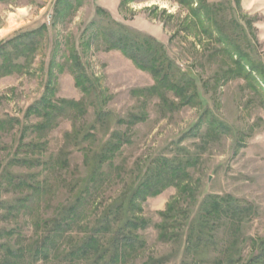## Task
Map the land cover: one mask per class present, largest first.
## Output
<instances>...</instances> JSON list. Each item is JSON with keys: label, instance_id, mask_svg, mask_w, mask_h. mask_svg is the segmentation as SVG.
I'll return each mask as SVG.
<instances>
[{"label": "rangeland", "instance_id": "rangeland-1", "mask_svg": "<svg viewBox=\"0 0 264 264\" xmlns=\"http://www.w3.org/2000/svg\"><path fill=\"white\" fill-rule=\"evenodd\" d=\"M205 1L214 9L211 24H219L212 31L179 0H0V45L22 66L6 74L0 58V260L99 264L72 252L93 235L95 247L109 248L104 264L126 223L138 241L123 247L118 264L248 263L264 240V81L247 63L264 69V0ZM116 22L164 45L168 58L195 76L203 103L150 90L154 75L104 41ZM19 46L27 47L17 56ZM80 63L83 85L97 84L89 93L72 72ZM42 97L59 108L48 124L33 112ZM100 111L109 116L99 119ZM214 117L229 129H214ZM114 132L129 143L100 166L106 142L118 139ZM164 158L187 163L180 186L136 196L129 208V196ZM209 195L232 196L249 212L234 227L215 229L209 250L192 252L190 225ZM102 218L108 226L95 232ZM64 220L57 239L56 223ZM49 236L57 240L35 251ZM8 247L21 251L7 254Z\"/></svg>", "mask_w": 264, "mask_h": 264}, {"label": "trees", "instance_id": "trees-1", "mask_svg": "<svg viewBox=\"0 0 264 264\" xmlns=\"http://www.w3.org/2000/svg\"><path fill=\"white\" fill-rule=\"evenodd\" d=\"M182 5H188L190 6V12L194 19H198L199 23L203 24L205 20L209 21V26L207 27V30L212 31L213 28H215V25H219L218 21L214 22L213 25L211 24L213 21L212 18V4L207 3L205 0H199L197 2L196 0H179ZM205 2V4H204ZM197 4V6H193L192 4ZM70 6V5H69ZM68 6V7H69ZM217 7V5H216ZM212 8V9H211ZM69 9V8H68ZM104 11V10H103ZM212 25V26H211ZM117 27H111L104 30V35L102 36L104 38V41L108 45V48L120 50L122 51L128 58H130L137 67L150 71L154 75L155 79V85L150 88V90L159 92L160 89L163 88V94L166 91H171L176 96H183L181 97V101L183 103H203V101L199 98V94L197 92V82L196 78L193 75H188L186 72H183L181 68L177 67L171 59L168 58L165 46L161 45L159 42L155 41V39L152 36L143 34L142 32L130 28L129 26L119 24L116 22ZM219 29V28H217ZM31 40V45H35L36 40L34 38L35 33L28 34ZM33 46L31 47V51L34 49ZM229 46V48L234 49L236 47L235 44L233 45H226ZM27 47V46H26ZM25 47V48H26ZM25 48L17 47L16 50H14L15 55H21L24 53ZM9 51H7L6 46L0 45V58L4 57L1 69H7L9 67V72L6 74L11 73L10 67L17 68V70L21 69V65L15 64V61H12L10 55H7ZM5 54V55H4ZM246 56V55H245ZM241 58H245L243 55H240ZM12 63V66L9 64ZM14 63V64H13ZM248 66L252 67L255 70L260 71L261 77L264 81V69L259 68L258 65L254 61H247ZM8 66V67H7ZM78 70H72L77 86L81 87L86 93L90 92V89L92 90L97 89V84L94 81L87 82L89 86L83 85V74L84 72L80 70L82 68L81 63L78 64ZM3 74H0V76ZM192 85V86H191ZM191 86V87H189ZM188 88H193V91L188 94H184L188 91ZM185 91V92H184ZM100 95V93H99ZM71 102V103H70ZM63 103H69L73 104L74 106H77L76 103L72 101H64ZM174 103V102H172ZM57 105L50 97H42V99L36 104V107L33 108V112L42 115L43 118L47 119L48 121H53L54 117H56L55 110H59V108L56 107ZM207 113V112H206ZM107 112H99V119L102 120V118H107L109 114L107 115ZM106 115V117H105ZM1 124V123H0ZM211 126L214 129L219 130H227L229 129V125L225 122L220 121L216 117H214L210 121ZM38 125V124H37ZM42 125V124H41ZM40 125V127H41ZM48 127V126H47ZM44 126L41 127V129L47 128ZM119 132H114V136H117L118 139L114 140L111 139L108 142H106L105 147L110 150H105L104 153H101L102 155L100 157V166L104 165L105 162H108L109 160H112V155L116 154V152L120 149L119 146L129 143V139L124 138L125 134H122V137ZM122 140V141H121ZM117 141V142H116ZM109 151L111 154H109ZM99 167V166H98ZM98 167H95V170H97ZM187 163H183L180 159L176 158H169L163 159V163H159V165L155 166L154 173L152 174V180L150 178H146L142 184L139 186V188L128 198V204L129 208L133 206V201L136 198V196H142L141 198H145V196L148 195H157L164 191L168 186L171 185H177L180 186V180L181 177L187 175ZM96 173L94 172L91 174L89 179L87 180V184L93 182V179L95 177ZM148 176V175H147ZM154 183V184H153ZM144 196V197H143ZM127 202V201H126ZM125 203V200L122 201V205ZM128 208V209H129ZM78 210V206L74 205L70 208L71 214H69V219H67L68 226L71 225L75 221L76 213ZM248 206L239 200L233 198L232 196H220V195H209L202 203L199 211V215L196 217L194 221H192L190 225V232H189V243L190 248L192 252H198L200 253L202 249H210L211 245L207 243V241L213 236L212 232L215 229H218L219 227L224 228H232L234 225L237 224L238 221H242L243 216L248 213ZM112 210H109V214ZM130 211V209H129ZM108 215H106L107 217ZM71 219V220H70ZM226 219V220H224ZM105 218L100 220V223H98V226L94 229L95 232L99 231L100 229H104L108 225L104 221ZM110 220V219H109ZM107 220V221H109ZM226 221V222H225ZM57 227L55 229V236L59 237V231L64 228L65 220L61 221L59 223H56ZM132 226L139 227V222H132ZM128 224L121 225L117 232L113 235V237L110 240V245L112 249H114L112 255L109 256L110 260L104 262V264H112V261H115L116 264H118V261L125 257L123 253V247H136V242L138 240H135L138 238L137 236L131 235L128 231ZM217 227V228H216ZM93 231V232H94ZM215 235V234H214ZM58 239V238H57ZM57 239H53L52 236H49L46 238L45 242L39 245L35 251H45L46 249H49L48 241H56ZM98 240L94 238L93 235L88 236L86 239L83 240L81 244L78 245V247L74 248L72 251L75 256L77 257H84L89 258L91 255L93 261L99 262V264L102 262L101 258L104 257L109 251V248H97L95 247V243ZM52 243V242H51ZM99 245V244H98ZM97 248V249H96ZM255 248V254L252 255V257L248 260L247 264H264V240L261 242L254 244ZM43 249V250H42ZM21 250H15L11 247L7 248V254H18ZM17 256V255H16ZM234 259H230L228 261V264H235L233 263ZM0 264H10V260L3 257L0 260ZM192 264H199V263H192Z\"/></svg>", "mask_w": 264, "mask_h": 264}]
</instances>
